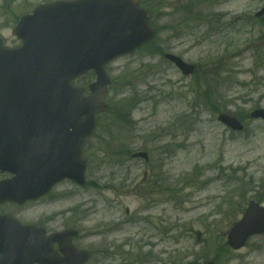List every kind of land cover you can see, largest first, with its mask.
<instances>
[{
  "label": "rangeland",
  "instance_id": "1",
  "mask_svg": "<svg viewBox=\"0 0 264 264\" xmlns=\"http://www.w3.org/2000/svg\"><path fill=\"white\" fill-rule=\"evenodd\" d=\"M51 1L0 0L5 46L22 44L13 33L19 17ZM141 3L151 12L157 36L107 65L109 109L85 147L87 186L65 182L60 194L56 188L36 208L88 210L83 214L102 222L119 206L125 235L149 229L155 241L167 243L159 251L176 264L185 259L201 264L204 258L210 264L216 257L217 264H264V235L239 251L226 243L247 203H264V121L248 119L264 107V21L255 20L264 0ZM164 52L196 64V72L185 77ZM218 59L226 66L214 71ZM93 80L94 73H87L75 84ZM219 113L242 116L245 131L226 128ZM135 151H147L149 161L133 160ZM158 179L164 180L162 190L148 194L159 195L160 208L167 199L166 211L144 213L148 202L139 189Z\"/></svg>",
  "mask_w": 264,
  "mask_h": 264
},
{
  "label": "water",
  "instance_id": "2",
  "mask_svg": "<svg viewBox=\"0 0 264 264\" xmlns=\"http://www.w3.org/2000/svg\"><path fill=\"white\" fill-rule=\"evenodd\" d=\"M262 15L264 8L257 14ZM150 19L139 0L56 1L20 19L15 33L21 47L4 48L0 37V163H11L15 173L9 183H0V202L39 198L66 178L85 184L82 146L108 108L106 65L155 37ZM165 57L185 76L194 73L195 65L179 56ZM91 70L96 80L83 96L85 89L72 82ZM251 117L264 119V109ZM218 119L234 131L244 128L228 114ZM258 233H264V207L252 201L231 229L228 244L239 249ZM1 261L18 264L6 257Z\"/></svg>",
  "mask_w": 264,
  "mask_h": 264
},
{
  "label": "flooded vegetation",
  "instance_id": "3",
  "mask_svg": "<svg viewBox=\"0 0 264 264\" xmlns=\"http://www.w3.org/2000/svg\"><path fill=\"white\" fill-rule=\"evenodd\" d=\"M13 177L0 168V182ZM151 185L138 194L148 202L141 211L165 212L167 199L161 200L160 208L159 195L148 194L159 191L158 182ZM44 202L45 198L20 205L10 200L0 202V259L23 254L28 264H175L167 252L159 251L158 245L167 243L155 241L149 229L138 232L140 236H126V220L120 215L98 225L83 214L86 210L36 208ZM67 231L72 233L64 234Z\"/></svg>",
  "mask_w": 264,
  "mask_h": 264
}]
</instances>
